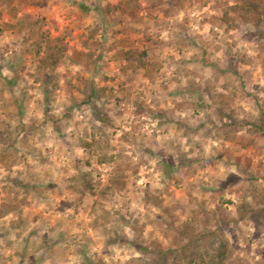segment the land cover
Segmentation results:
<instances>
[{
	"label": "rangeland",
	"instance_id": "1",
	"mask_svg": "<svg viewBox=\"0 0 264 264\" xmlns=\"http://www.w3.org/2000/svg\"><path fill=\"white\" fill-rule=\"evenodd\" d=\"M238 1L0 0V264H170L183 227L206 264H264V22L229 28Z\"/></svg>",
	"mask_w": 264,
	"mask_h": 264
},
{
	"label": "trees",
	"instance_id": "2",
	"mask_svg": "<svg viewBox=\"0 0 264 264\" xmlns=\"http://www.w3.org/2000/svg\"><path fill=\"white\" fill-rule=\"evenodd\" d=\"M108 11V10H107ZM133 15L132 10L129 11V16ZM221 20L232 28L236 25L237 22H241L243 24L252 23L255 26L259 27L264 22V0H239L238 3L234 5H230L225 8L222 13ZM36 45V54L40 57L38 59V66L41 71L44 72L45 82H51L53 75L48 74L49 71H52L58 63L65 56V46L63 41L59 37H52L49 34L40 35V40L35 43ZM143 55V54H142ZM157 63L151 61L141 60L139 65H137L136 69H141L146 71L145 75L151 77L155 71H157ZM89 94L85 95L86 99L84 103H89L91 97L96 95L95 89L90 86L88 88ZM93 119L102 124L110 123L109 116L102 109H99L97 106L93 105L92 112ZM257 132L260 127L254 125ZM89 174L83 175L82 179H86ZM126 174L122 169H117L109 176V183L107 190L112 191H122L125 187L126 182ZM87 185L84 186L85 190L92 193V184L91 181L87 180ZM15 202H18L17 195L14 196ZM12 203V202H11ZM10 208H14L15 205L7 204ZM190 228H185L178 233L174 237V249L169 250L168 252L171 254V263L170 264H206L203 255H201L198 250V240L205 237V233L199 232L197 237L192 239L188 238L186 243H184V236H189ZM135 248L142 251L145 254H148L147 249L141 247L140 245L133 244ZM220 252V251H219ZM220 259H224L226 254L225 251H221L217 253ZM165 259L163 254H160L158 261H152L151 264H162L161 260ZM210 264H222L218 257L211 260Z\"/></svg>",
	"mask_w": 264,
	"mask_h": 264
}]
</instances>
